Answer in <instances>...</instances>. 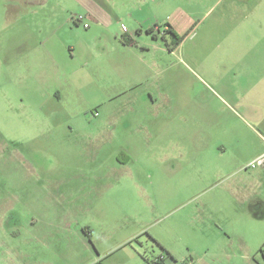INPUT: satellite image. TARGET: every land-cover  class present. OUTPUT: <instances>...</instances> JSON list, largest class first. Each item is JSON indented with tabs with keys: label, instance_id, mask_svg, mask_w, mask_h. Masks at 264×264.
<instances>
[{
	"label": "rangeland",
	"instance_id": "1",
	"mask_svg": "<svg viewBox=\"0 0 264 264\" xmlns=\"http://www.w3.org/2000/svg\"><path fill=\"white\" fill-rule=\"evenodd\" d=\"M67 1L0 0V263L105 264L139 238L129 246L158 261L245 264L213 224L264 222L260 197L228 196L243 179L264 193L261 168L224 181L213 151L238 153L228 127L264 136V39L243 34L246 0H96L98 24ZM169 124L186 130L185 161L166 158ZM233 249L264 261L251 239Z\"/></svg>",
	"mask_w": 264,
	"mask_h": 264
},
{
	"label": "crops",
	"instance_id": "2",
	"mask_svg": "<svg viewBox=\"0 0 264 264\" xmlns=\"http://www.w3.org/2000/svg\"><path fill=\"white\" fill-rule=\"evenodd\" d=\"M255 1L256 0H246V2H244V4H247L245 6L249 5V10L251 12V15L249 17H246L248 21H250L248 26L249 32H244L243 34L246 36L251 35L254 37L259 32L261 33V37L264 39V21L261 19L252 18V14L255 13V10L264 5V0H259L257 1V3H255ZM57 2L60 4L65 3L66 5H70V1L67 0H63V1L57 0ZM73 2L75 3L78 2V4H80V8H82V10L87 13V17L92 23L98 24L100 22V19L104 18V14L99 13L101 7L98 5L96 0H73ZM62 9L63 11H65L64 8ZM121 65H122V61L120 60L117 63V70L121 68ZM152 103L153 105L156 104L155 102ZM232 113L233 116L235 117L237 116L236 113L234 112ZM157 118H159V116H157ZM182 128L183 127L179 124L173 126L169 124V126H166V141H167L166 149H168V152L166 153V158L170 161L173 160L185 161L187 159L186 130ZM245 134L248 135V142L246 141L247 137L245 136ZM223 135L227 136L229 142L237 141L238 143V153L236 152L237 150L236 147H234L232 143H229L228 146L221 144L213 151V153L216 152L217 157L221 159L219 160L218 165H216L217 167L218 166L219 167L216 169L215 175L217 177H222V179L225 181L226 179L230 180L234 178L233 176L234 174H241L244 167H247L250 164V162L264 155V136L263 135L260 136L259 131H256L254 128H248V127L240 128V129L235 127H228L223 131ZM249 137H255L259 139L260 144L257 145V150L254 153H252V157H251L252 160H250L248 163H245L243 162L244 152L248 147H251ZM194 153H195L194 154L195 157L200 159L203 152L197 149L195 150ZM256 174L257 176L254 177L253 184L255 185V187H257L256 190H259L262 189L263 188L262 185H264V167H262L260 171H258ZM245 180L246 179L242 180L244 186L236 185L233 188H228L229 191L228 196L237 197L241 203L249 205L250 206L249 209H252L251 207H253L254 200L260 197L262 201V203L260 202V205H262V208H264V193L262 192L244 193L248 191V188L245 187V183H246ZM262 220L264 221V219ZM213 223H214V218H213ZM213 225L218 227V229L223 233L222 236L224 238V243L230 250V252L226 253L228 258L227 260L236 261V259H242L244 257L246 261L245 264H264V261L259 262L255 257L253 258L251 254L238 256L239 254H237L233 249L236 242L238 241L246 242V240L248 239L253 240L255 243H259V245L263 247L264 222L252 223L249 221L248 223H241L237 225L226 224L225 226L227 227L223 226V222L222 223L217 222ZM2 227L3 224L0 223V229ZM134 241H139V238L130 239L122 244H118L119 246H117V248L125 250L124 252H129V253H124V255L121 254V255H117L116 257H113L114 254L112 253L115 251V249H117L114 248L109 252H106L105 255H100L99 258L100 263L103 261L101 260L102 258H104L105 264H180L181 263L175 257L172 258L171 261H166V259L164 260L162 259V261H157L156 259L152 258L154 256H151L150 258L148 255L142 254L140 251L135 250L129 246ZM219 241H223V240L220 239ZM3 242L5 243L6 240H3ZM140 245L141 248H144V244L142 242L140 243ZM158 245L162 249H164L163 244H158ZM39 260L37 254L35 255L32 254L31 256L26 257L23 263L21 264H40ZM12 261L14 260L11 259L9 263L3 262L0 264H12L11 263ZM15 263H17V261ZM191 264H222V263L218 259V254L213 253V255L206 254V256L204 257H201L195 261H191Z\"/></svg>",
	"mask_w": 264,
	"mask_h": 264
},
{
	"label": "built area",
	"instance_id": "3",
	"mask_svg": "<svg viewBox=\"0 0 264 264\" xmlns=\"http://www.w3.org/2000/svg\"><path fill=\"white\" fill-rule=\"evenodd\" d=\"M79 20H80V22H82V21H81L82 18H80ZM84 26H85V28H88V25H87V24H85ZM262 167H264V155H262V156L258 157L257 159H255V160H254V161L248 166L249 169H258V168H262ZM157 261H158V260H157ZM159 261H162V258H160Z\"/></svg>",
	"mask_w": 264,
	"mask_h": 264
},
{
	"label": "trees",
	"instance_id": "4",
	"mask_svg": "<svg viewBox=\"0 0 264 264\" xmlns=\"http://www.w3.org/2000/svg\"><path fill=\"white\" fill-rule=\"evenodd\" d=\"M259 252H263V249H260V251Z\"/></svg>",
	"mask_w": 264,
	"mask_h": 264
}]
</instances>
